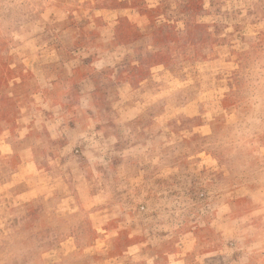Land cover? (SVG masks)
<instances>
[{
	"label": "rangeland",
	"instance_id": "rangeland-1",
	"mask_svg": "<svg viewBox=\"0 0 264 264\" xmlns=\"http://www.w3.org/2000/svg\"><path fill=\"white\" fill-rule=\"evenodd\" d=\"M0 264H264V0H0Z\"/></svg>",
	"mask_w": 264,
	"mask_h": 264
}]
</instances>
